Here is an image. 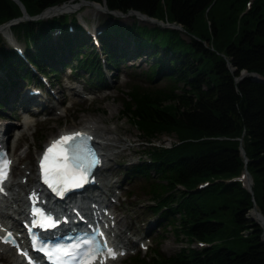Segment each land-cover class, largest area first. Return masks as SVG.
I'll list each match as a JSON object with an SVG mask.
<instances>
[{
  "label": "trees",
  "instance_id": "trees-1",
  "mask_svg": "<svg viewBox=\"0 0 264 264\" xmlns=\"http://www.w3.org/2000/svg\"><path fill=\"white\" fill-rule=\"evenodd\" d=\"M18 1L34 18L79 0ZM104 1L108 11H136L180 26L181 32L123 25L120 16L108 14L96 50L78 14L19 22L9 30L24 42L23 58L0 35V111L11 93L32 82L29 65L53 79L71 67L72 76L81 74L102 88L105 66L114 71L124 60L146 55L151 63L145 78L152 83L161 77L166 85L131 86L121 117L148 144L163 135L177 142L148 148L145 161L123 174L141 182L151 201L146 209L163 229L189 245L173 255L156 247L131 264H264L263 230L248 218L254 203L264 218V0ZM21 17L17 3L0 0V26ZM242 71L262 81L247 76L236 82ZM241 137L247 164L239 151ZM244 169L252 194L241 182H227ZM198 243L202 246H192Z\"/></svg>",
  "mask_w": 264,
  "mask_h": 264
},
{
  "label": "rangeland",
  "instance_id": "rangeland-1",
  "mask_svg": "<svg viewBox=\"0 0 264 264\" xmlns=\"http://www.w3.org/2000/svg\"><path fill=\"white\" fill-rule=\"evenodd\" d=\"M74 12L78 13L79 24L87 26L90 30L102 28L104 22L107 21V12L94 11L90 7ZM127 15L129 14H123L121 17ZM121 17L119 20L123 25L136 23L147 28L159 26L153 21L150 24V22H140L134 17ZM26 19L28 17L22 14V18L17 19L16 23L26 21ZM42 19L44 18L42 17ZM178 28L180 27L178 26ZM178 31L181 32V29H178ZM0 34L14 44L9 30L2 31ZM182 37L187 39L184 34ZM18 42L24 47L22 40L19 39ZM150 63L151 61L145 55L140 59H136V61L124 60L114 71L105 68V76L102 81L104 86L102 88L96 83L89 84L87 82L88 78L85 80V77L80 76L81 74L79 77L72 76L69 70H65L56 78L57 80L48 78L47 80L51 84H45L46 81L40 80L41 85H37L38 76L35 77L36 88L40 86V91L43 92L37 96H32L33 102L39 104L32 110L40 113L35 115L36 117H28L31 120V125L28 128H23L19 120H15L13 117L18 116L17 107L22 106L20 104L24 100L27 89L32 87V83L30 86L24 87V90L20 89L19 93H15V91L11 93L12 95L10 94L8 103L5 106V112L0 111V127H7L6 133L8 136L10 130V132L15 129L24 131L18 146L13 149L14 142L12 140L9 149L12 155L20 156L16 161L14 172L23 171L26 174L30 173L29 176H32V169L34 174L36 172L37 158L42 149L61 133L81 130L92 123H97L96 125L101 127L117 128L118 137L116 138L123 142L116 144L120 149L111 147L108 153H117L122 149L123 152L121 155L118 154L117 157L107 160L106 167L108 170L98 176L100 179H98L99 186L96 190H99V187L103 185L102 192H104V195L109 193L112 197V207L115 210L116 219L118 218L117 220H121L123 223L121 237L124 243L136 244L125 258L113 264H131L134 254L144 257L156 247L165 255H173L181 248L189 245L183 236L176 238L171 231L163 229L164 224L159 222V218L146 209L151 201L142 191L141 182L130 181L123 174L126 169L139 164L143 160L145 161L148 148L162 145L170 148L177 142L174 135H163L148 144L139 136L137 128L130 124L127 118L121 117V111L124 108V94L128 92L131 86L139 85L140 87L157 89L165 87L166 81L161 77H157L152 83L145 78V76L147 77L145 72L149 71ZM14 95L15 98L12 97ZM20 115L22 116V114ZM97 141L101 143V140L97 139ZM14 172V176L11 175V181L23 182L24 178H21V173ZM17 192L22 195L23 190L18 189ZM127 192H129V197L125 199ZM192 246L197 245L193 244ZM0 264H6V261L0 259Z\"/></svg>",
  "mask_w": 264,
  "mask_h": 264
},
{
  "label": "snow or ice",
  "instance_id": "snow-or-ice-1",
  "mask_svg": "<svg viewBox=\"0 0 264 264\" xmlns=\"http://www.w3.org/2000/svg\"><path fill=\"white\" fill-rule=\"evenodd\" d=\"M86 139L90 138H85L79 132L61 136L45 150L39 165L41 175L44 183L58 195L62 196L71 188L82 187L88 182L91 168L99 163L94 152H91L85 143ZM10 164L11 161L6 156L0 155V184L7 179ZM0 191L3 189L0 188ZM32 215L36 217L32 222L34 228L46 229L55 226L52 217L45 215L42 210L33 208ZM96 235L102 236L101 233ZM3 242H11V233L3 237ZM32 243L33 248L48 259L49 264H96L98 257L115 259L117 255L106 242L100 245L95 237L64 246L37 247L35 239ZM29 264H33L31 259ZM99 264H104V260L100 259Z\"/></svg>",
  "mask_w": 264,
  "mask_h": 264
},
{
  "label": "bare ground",
  "instance_id": "bare-ground-1",
  "mask_svg": "<svg viewBox=\"0 0 264 264\" xmlns=\"http://www.w3.org/2000/svg\"><path fill=\"white\" fill-rule=\"evenodd\" d=\"M87 7L92 8L94 11L98 10V12H103V13L105 12V9L102 6H100L99 4H89V3L79 1L78 3H67V4H63L60 6L53 7V8H49L43 12L42 17L43 18H49V17L55 16V15H60L62 13H68V12H74V11H77V10H80L83 8H87ZM115 17H117V16H115ZM126 17H128V18L134 17L140 22H150V24H151V20H147L146 18L140 16L139 14L130 13L129 15L121 17V18H126ZM10 27H11V25H4V26L0 27V32H2V31L6 32L10 29ZM11 44H13V43H11ZM39 113L40 112H37L36 114H39ZM96 124L97 123H92V124L84 127L83 129H85L86 131L88 130V132L92 133L96 139L101 140V143H97V145H99V148L103 150L102 156H103L104 165H105V162H107V160H111V159L117 157L118 154H120V155L122 154L123 149L117 153H108V150L111 147H115L117 149H120L119 147L116 146V144L122 143L123 141L118 140V138H116V137H118V133L116 132L117 131L116 127H114V128L101 127L100 125H96ZM20 125L23 126V128H26V127L28 128L31 125V120H27L25 118V116H22V119L20 120ZM6 129H7V127H5V128L0 127V135L2 136V138L4 135L6 137L8 136L6 133ZM20 131L21 132L16 130L13 133V134H15V133L19 132V135L17 134L18 136L14 140V146H13L14 149L18 146L20 140L22 139L24 131L22 129ZM9 135H10V132H9ZM4 144H5V142L2 140V145H4ZM30 156H31V154L29 155V157ZM10 158L12 160L11 175H13L14 169L16 168V161L20 158V156L16 157V155L10 154ZM33 172L34 171L32 169V172H31L32 176H29L30 173L26 174V172H23V171L14 172V173H21V178H26V184H23L21 182H15V181H11V183L8 184L9 197L7 198V200H5L3 202V204H4V207H6V208L9 207L10 209L12 208V210L14 209V211H17L18 215H22L24 213L23 205L25 204V201H24V198L22 197L23 195H20L17 192V190L22 189L23 193L25 194L26 189H31L33 186L36 187V182H35V179L33 178V175H35V174ZM243 183L246 187L251 185V190H252V180L248 174H245ZM103 188H104L103 185H102V187H99V191L102 194H104V192H102ZM15 189H17V190H15ZM102 194H100V198L102 197ZM101 202H104V199H102ZM91 203H95V206L97 207L96 210H99L103 207L102 205H99L94 200H91ZM106 203H107L106 205H108V206H106L105 209H107L108 207L111 206L112 197H108ZM84 213L86 215H89L90 211L84 209ZM248 216L250 219L257 221L258 223H260V225L262 227H264V218L259 213L255 204H254V208L249 212ZM12 225L15 228L19 227L15 222H12ZM121 227H123L122 221L117 220L115 223V229H113V232L115 234V236L113 237V240L116 244L122 243V245H123L122 247L125 248L124 241L121 237V235L123 234V230L121 229ZM263 239H264V237H263ZM133 246H135V245L133 244ZM130 249L131 248H129L128 250H130ZM0 259H4L6 261V264H18L16 261V258L10 252H7L5 250V248L2 246H0Z\"/></svg>",
  "mask_w": 264,
  "mask_h": 264
},
{
  "label": "water",
  "instance_id": "water-1",
  "mask_svg": "<svg viewBox=\"0 0 264 264\" xmlns=\"http://www.w3.org/2000/svg\"><path fill=\"white\" fill-rule=\"evenodd\" d=\"M12 1H14L15 3H17V4L21 7V9H22V14H23L24 16L28 17V19H26V21H32V20H36V19H40V18H42V17H41V14L38 15L37 17H34V18L29 17V16L27 15V13L25 12L24 8L22 7L21 3H20L18 0H12ZM80 1L85 2V3H90V2H87V1H84V0H80ZM103 6L105 7V9H107L106 6H105V1H104V0H103ZM112 13H116V14H118V15H123V14H121L120 12H112ZM130 13H133V14H139L140 16L146 18L147 20H151V21H153L154 23H157L159 26H162V27H173V26H176V25H174V24H171V25H168V24H162L161 22L156 21L155 19L149 18V17H147L146 15L140 14L139 12H136V11H130L128 14H130ZM179 27H180V26H179ZM176 29H181V28H178V26H176ZM229 67H230V65H229ZM230 69H231V71H233L232 68H230ZM247 76L251 77L254 81H257V82H261V81H262V78H261L258 74H256V73H247L246 71H242L241 74H240V77L236 78V82L240 81L241 79H243L244 77H247ZM242 138H243V137H241V138L238 139V141H239V151H240V154H241L242 158L244 159V163L247 164L248 159L246 158L245 151H244V149H243V147H242ZM244 172H245V174H248V172H247L246 170H245ZM244 176H245V175H244ZM246 189L248 190V192H249L250 194L253 193L252 190H251V185H249L248 187H246ZM254 204H255V203H254ZM253 208H254V206H253ZM253 221H255V220H253ZM255 222H256L258 225H260V223H258L257 221H255ZM260 227H261L262 230H263L262 235H261V241H262V243H264V239H263V237H264V227H262L261 225H260Z\"/></svg>",
  "mask_w": 264,
  "mask_h": 264
}]
</instances>
